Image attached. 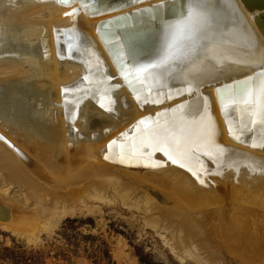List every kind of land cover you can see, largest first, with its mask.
<instances>
[{"label":"bare ground","instance_id":"1","mask_svg":"<svg viewBox=\"0 0 264 264\" xmlns=\"http://www.w3.org/2000/svg\"><path fill=\"white\" fill-rule=\"evenodd\" d=\"M183 2L175 0L177 9ZM156 3L95 0V10H90L80 0L67 5L60 0H0V163L7 165L14 183L20 181L31 192L19 203L4 188L5 180L0 183L2 228L33 239L36 231L81 212L91 195L99 199L117 177L115 169L139 184H167L175 208L164 211L149 195L137 205L154 215L145 221L147 226L157 227L158 212L179 234L191 227L188 238L198 241L194 248V241L185 247V254L197 264L219 263L211 240L228 243L219 246L226 255L244 238L264 240V128L241 129L235 110L227 117L221 112L216 92L264 65V0H208L213 18L208 35L217 59L202 49L194 60L151 85V94L137 86V99L120 75L108 41L112 34L135 33L138 56L149 61L159 48L162 24H143L148 16L138 10ZM73 9L77 13L67 15ZM46 10V17L35 15ZM189 84L191 91L186 90ZM205 97L214 134L210 141H194L191 159L173 163L151 148L131 155L133 141L140 137L138 121L150 117L154 122L157 113L171 117L174 110L190 122L198 120ZM182 104L181 111L177 106ZM188 127L194 133L197 125ZM129 161L134 162L132 169L118 166ZM120 182L112 185L138 193L135 186ZM233 204L240 209L232 213L227 208ZM201 248L212 251L209 260L199 257Z\"/></svg>","mask_w":264,"mask_h":264},{"label":"rangeland","instance_id":"2","mask_svg":"<svg viewBox=\"0 0 264 264\" xmlns=\"http://www.w3.org/2000/svg\"><path fill=\"white\" fill-rule=\"evenodd\" d=\"M47 14L46 10L35 15L46 17ZM131 163L134 162H122L118 166L129 170L134 166ZM7 168L5 163H0V183L5 180L4 188L9 187L10 196H17L20 203L24 195L30 196V187L20 186V181L15 180L14 183ZM112 172L117 176L112 184L116 183V179L122 180L120 183L135 186L138 193L130 194L118 184H110L108 187H111L100 192L101 199L91 195L92 198L86 200V206H83L81 212L61 217L53 226L49 225V229L36 231L35 238L31 240L26 233L12 232L0 226V264H197L185 254V247H189L194 241L191 246L194 248L198 241L189 240L188 235L193 232L191 227L179 234L178 229L170 228L172 223L165 215L158 212L155 214L159 218L156 221L157 227L147 226L145 221L154 215L137 205V201L149 195L163 205L164 211L175 208L176 201L167 193V184H139L122 172L115 169ZM125 192L124 198L122 196ZM237 207L239 206L233 204L227 209L233 213ZM0 208L3 215L1 204ZM247 211L255 213L253 210ZM260 235H264V228L260 230ZM211 241L218 249L222 244L228 245L224 240H218L217 243L215 240ZM229 246L231 247V243ZM214 249L219 255L218 264H264V240L244 238L235 247L234 253L227 255L221 249ZM198 252L199 257L206 260H209L208 255L212 253L204 248Z\"/></svg>","mask_w":264,"mask_h":264},{"label":"snow or ice","instance_id":"3","mask_svg":"<svg viewBox=\"0 0 264 264\" xmlns=\"http://www.w3.org/2000/svg\"><path fill=\"white\" fill-rule=\"evenodd\" d=\"M60 2L67 5L73 0H60ZM80 2L82 6L95 10V0L88 2L80 0ZM77 11L78 9H73L67 15H74ZM138 11L148 16V19L142 21L143 24H150L152 20H159L162 24L159 48L155 55L149 61H144L138 56L135 33L126 36L112 34L108 41L114 46L118 71L134 94H137V86L143 87L151 94V85L161 83L165 75H171V69L194 60L202 49L209 58L217 59L216 48L210 46L211 37L208 35L213 20L208 0H184L178 9L175 0H158V3ZM169 15L172 19L167 18ZM186 90H192L191 84ZM216 92L221 112L227 117L231 110H235L241 119V129L248 125L251 126L249 130H255L257 126L264 128V65L255 75L223 84L217 87ZM137 99H140L138 94ZM101 107H104L103 103ZM177 108L182 111L185 105H178ZM161 116L167 117V113H157L154 122L150 117L138 121L140 137L138 141H133L132 156L143 155L144 153L139 149L151 148L153 151H163L173 163H176L177 159H191V146L194 141H210L214 134L206 97L204 110L198 120L190 122L175 110L171 117L163 121L160 120ZM245 117H247V125L244 123ZM190 123L197 125L194 133L188 127ZM140 125H143L142 129ZM229 132L233 134L231 124H229ZM235 138L239 139L238 136ZM115 143L116 141H112V144ZM119 147L123 161L126 145L122 144Z\"/></svg>","mask_w":264,"mask_h":264}]
</instances>
